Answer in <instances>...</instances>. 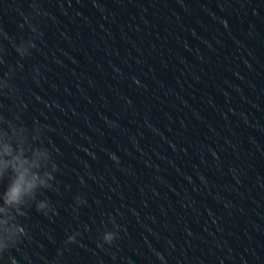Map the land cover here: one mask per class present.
Returning a JSON list of instances; mask_svg holds the SVG:
<instances>
[{"label":"water","instance_id":"1","mask_svg":"<svg viewBox=\"0 0 264 264\" xmlns=\"http://www.w3.org/2000/svg\"><path fill=\"white\" fill-rule=\"evenodd\" d=\"M0 58L59 167L18 264H264V0H0Z\"/></svg>","mask_w":264,"mask_h":264},{"label":"clouds","instance_id":"2","mask_svg":"<svg viewBox=\"0 0 264 264\" xmlns=\"http://www.w3.org/2000/svg\"><path fill=\"white\" fill-rule=\"evenodd\" d=\"M34 10H39L33 5ZM23 15V14H22ZM24 24L35 37H39L38 29L30 22L28 16H23ZM24 24L20 27L23 28ZM21 39L16 43L13 39L4 35L15 52L21 57L30 56L29 49L34 48V38ZM6 62L0 58V65ZM19 65V62L17 63ZM14 68L7 66V71L0 75V97L13 101L15 105L16 87L13 83ZM7 110L11 115H5ZM46 125L33 121L29 127L16 112L8 106L0 104V183L6 181L3 190L0 191V259L5 254L11 260V264L18 261L11 256V251H20V246L25 241L31 240V235L26 224L21 218H26L28 209L33 205L37 212L48 216L49 212L55 214V208L50 200L45 197L40 199L46 190H54L55 173L59 171L54 159L55 148L51 143H45L43 131ZM76 204L84 203L81 197H76ZM113 230H106L101 235L103 243L98 241V247L103 244L112 245L118 237L115 231L119 226L113 221ZM79 232L67 236L65 244L76 242ZM24 259L28 257L25 255Z\"/></svg>","mask_w":264,"mask_h":264}]
</instances>
